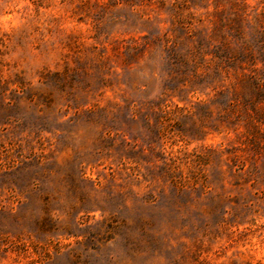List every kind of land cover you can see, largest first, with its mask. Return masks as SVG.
<instances>
[{
    "label": "rangeland",
    "instance_id": "obj_1",
    "mask_svg": "<svg viewBox=\"0 0 264 264\" xmlns=\"http://www.w3.org/2000/svg\"><path fill=\"white\" fill-rule=\"evenodd\" d=\"M0 264H264V0H0Z\"/></svg>",
    "mask_w": 264,
    "mask_h": 264
}]
</instances>
